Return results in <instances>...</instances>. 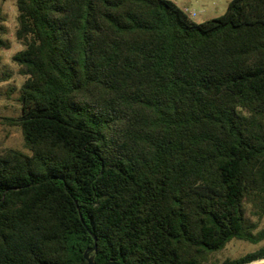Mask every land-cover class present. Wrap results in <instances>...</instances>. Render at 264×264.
<instances>
[{
  "label": "trees",
  "instance_id": "1",
  "mask_svg": "<svg viewBox=\"0 0 264 264\" xmlns=\"http://www.w3.org/2000/svg\"><path fill=\"white\" fill-rule=\"evenodd\" d=\"M14 6L0 264L264 258V0L203 22L171 0ZM6 31L0 9V52ZM232 240L258 247L216 261Z\"/></svg>",
  "mask_w": 264,
  "mask_h": 264
},
{
  "label": "rangeland",
  "instance_id": "2",
  "mask_svg": "<svg viewBox=\"0 0 264 264\" xmlns=\"http://www.w3.org/2000/svg\"><path fill=\"white\" fill-rule=\"evenodd\" d=\"M175 2L186 13H194L190 17L196 22H203L224 13L229 0H171ZM0 9L5 15V38L10 44V49L0 52L2 68H6L12 74L8 82L0 83V144L2 146L22 149V139L19 130L16 127L9 126L2 117H14L18 111L17 93H11L9 90L13 85L18 84L21 79L15 75L16 68L11 62V56L19 50L20 46L16 43L14 32L16 28V10L14 0H0ZM260 227H264V217L261 220ZM258 245H252L247 242L232 240L223 250L216 253L213 258L221 262L226 258H236L246 252L256 249Z\"/></svg>",
  "mask_w": 264,
  "mask_h": 264
},
{
  "label": "water",
  "instance_id": "3",
  "mask_svg": "<svg viewBox=\"0 0 264 264\" xmlns=\"http://www.w3.org/2000/svg\"><path fill=\"white\" fill-rule=\"evenodd\" d=\"M93 240H94V242L96 241V239H95V237L93 236ZM95 244H94V246H93V248L92 249H88L85 253H84V259H86V261H87V263L88 264H98V263H95L94 261H93V258L90 256H88V253H90L92 250H95ZM104 264H117V263H114V262H107V263H104ZM248 264H264V260H254V261H252V262H250V263H248Z\"/></svg>",
  "mask_w": 264,
  "mask_h": 264
},
{
  "label": "built area",
  "instance_id": "4",
  "mask_svg": "<svg viewBox=\"0 0 264 264\" xmlns=\"http://www.w3.org/2000/svg\"><path fill=\"white\" fill-rule=\"evenodd\" d=\"M190 17H193L194 16V13H187Z\"/></svg>",
  "mask_w": 264,
  "mask_h": 264
},
{
  "label": "bare ground",
  "instance_id": "5",
  "mask_svg": "<svg viewBox=\"0 0 264 264\" xmlns=\"http://www.w3.org/2000/svg\"><path fill=\"white\" fill-rule=\"evenodd\" d=\"M258 260H264V258H262V259H258Z\"/></svg>",
  "mask_w": 264,
  "mask_h": 264
},
{
  "label": "crops",
  "instance_id": "6",
  "mask_svg": "<svg viewBox=\"0 0 264 264\" xmlns=\"http://www.w3.org/2000/svg\"><path fill=\"white\" fill-rule=\"evenodd\" d=\"M175 3V2H174ZM194 21V20H193ZM196 22V21H195Z\"/></svg>",
  "mask_w": 264,
  "mask_h": 264
}]
</instances>
